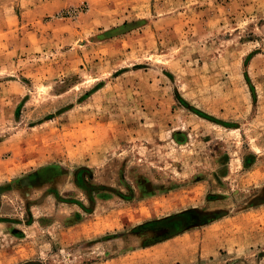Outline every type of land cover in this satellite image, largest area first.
<instances>
[{"label":"rangeland","instance_id":"rangeland-1","mask_svg":"<svg viewBox=\"0 0 264 264\" xmlns=\"http://www.w3.org/2000/svg\"><path fill=\"white\" fill-rule=\"evenodd\" d=\"M0 264H264V0H0Z\"/></svg>","mask_w":264,"mask_h":264}]
</instances>
